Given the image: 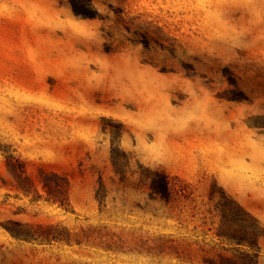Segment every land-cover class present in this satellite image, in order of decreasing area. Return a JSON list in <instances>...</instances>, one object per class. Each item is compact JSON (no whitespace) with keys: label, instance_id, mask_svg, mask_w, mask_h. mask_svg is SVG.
Instances as JSON below:
<instances>
[{"label":"rangeland","instance_id":"rangeland-1","mask_svg":"<svg viewBox=\"0 0 264 264\" xmlns=\"http://www.w3.org/2000/svg\"><path fill=\"white\" fill-rule=\"evenodd\" d=\"M224 192L264 229V0H0V264H207Z\"/></svg>","mask_w":264,"mask_h":264},{"label":"trees","instance_id":"trees-1","mask_svg":"<svg viewBox=\"0 0 264 264\" xmlns=\"http://www.w3.org/2000/svg\"><path fill=\"white\" fill-rule=\"evenodd\" d=\"M10 170L14 172L11 167ZM151 172L152 175L149 181V187L152 199L169 202L172 191L169 175L165 171L160 170ZM44 186L48 187V182L45 181ZM223 198V200L219 201L218 207H221L223 211V217H225L224 221L228 220L230 225L229 228H219L217 235L221 239H226L234 245L230 247L234 252L232 254H226L220 251L216 253L215 257H207V264H259L258 257L261 248L260 239L264 235L263 227L255 216L225 192ZM227 200L230 201L229 210L231 212L229 215L225 203ZM240 213L245 214V216L251 218L252 221L245 218L239 223L237 221V216H239ZM233 224H238L239 228H233ZM242 247H247L249 249L243 250L241 249ZM224 248L226 250L229 249L227 247Z\"/></svg>","mask_w":264,"mask_h":264}]
</instances>
